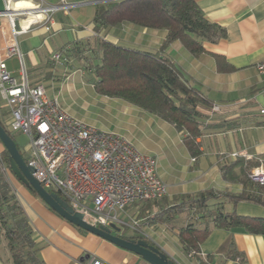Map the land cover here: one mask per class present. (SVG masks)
Wrapping results in <instances>:
<instances>
[{"label": "crops", "instance_id": "0c3cea01", "mask_svg": "<svg viewBox=\"0 0 264 264\" xmlns=\"http://www.w3.org/2000/svg\"><path fill=\"white\" fill-rule=\"evenodd\" d=\"M45 1L50 4L61 2ZM65 1L75 3V9L55 13L49 31L44 23H38L21 34L18 41L24 54L23 62L18 56H12L6 59V63L18 79L22 78L24 67L32 83L43 84L49 97H57L68 112L94 125L85 115L75 111L74 104L83 96L99 93L93 84L86 82L87 72L79 67L77 59L74 56L66 58V52L73 43L93 40L96 36L94 16L99 0ZM197 1L209 20L226 29V36L216 42H205L206 52L200 55L192 54L178 40L165 49V53L204 94L220 106V111L216 112L212 107H199L208 115L207 125L220 126L205 128L198 139L201 154L195 157L196 160H192L194 156L183 142L182 134L172 124L126 101L102 96L110 99L107 101L110 107L117 106L121 122L144 138V143L140 144L131 135L122 133L140 151L156 156L157 162L159 160L158 174L169 188L168 195L161 199L164 200L162 203L160 200L148 201L133 208V214L141 220L144 237L174 258L176 264H264V233H250L243 227L211 225V231L202 242L200 252L189 254L184 249L179 234L182 227L192 222L191 215L185 210L168 219L169 208L181 201L185 194L207 189L242 192L241 183L228 181L222 176V165L244 157L260 164L264 162V73H260L256 66L264 60V0ZM5 8V0H0V11ZM117 31L119 26L113 25L104 28L101 34L112 42L128 44L119 41V37H109ZM153 31L161 33V40L158 45H144V49H160L166 37L165 29L144 27V33ZM11 33L8 17L0 16V48L5 45ZM59 52L62 57L54 59V55ZM215 54L224 57L221 69ZM226 66L230 68H225ZM3 111L8 113L0 105V112ZM4 149L0 140V153ZM233 152L239 154L233 157ZM173 158L177 169L171 171L162 165V161L168 164ZM6 177L30 219L41 246L40 255L46 264H91L94 257L108 264H151L139 254L84 231L62 217L40 196L34 194L11 169ZM227 206L232 208L231 204ZM236 212L240 215L264 217V206L240 201L236 205ZM185 213L184 222L177 223ZM193 222L204 226L203 220L194 219ZM126 231L123 229L122 233L127 237L143 235L134 230ZM230 240L234 247L222 250V245ZM232 249L241 254V260L240 257H233ZM0 264H13L7 243L2 239Z\"/></svg>", "mask_w": 264, "mask_h": 264}, {"label": "trees", "instance_id": "16d2710c", "mask_svg": "<svg viewBox=\"0 0 264 264\" xmlns=\"http://www.w3.org/2000/svg\"><path fill=\"white\" fill-rule=\"evenodd\" d=\"M94 22V39L73 43L66 52V58L74 56L77 59L79 67L87 72L96 92L121 99L159 116L182 134V140L192 156L200 155L201 143L198 139L205 128L219 127L220 124L207 125L208 115L199 107H212L214 103L165 53V49L178 40L192 54L200 55L206 52L204 43L216 42L225 37L226 29L207 18L197 0L107 1L98 4ZM123 22L165 29L167 34L160 49L148 50L112 42L101 34L104 28ZM58 54L62 57V53ZM214 56L220 69L223 68L224 57L218 54ZM225 68L229 69L230 66ZM5 114V111L0 112V122L16 141L13 131L6 123ZM18 147L27 160V154L19 144ZM0 157L10 168L6 148L0 153ZM257 165L260 163L244 157L220 167L226 180L243 185L242 192L207 189L185 194L181 201L169 208L168 219L185 210L191 215L192 222L182 227L179 234L187 253L200 252L202 242L211 231V225L243 227L250 233H264V217L240 215L236 212V205L240 201L264 206V184L252 181L248 175ZM31 191L39 196L33 189ZM227 204H231L232 208H228ZM194 219L203 220L204 226L197 225L193 222ZM0 232L7 241L13 264H46L40 255L41 246L30 219L1 168ZM233 244L230 240L221 249L234 247ZM232 252L234 258L242 259L235 249Z\"/></svg>", "mask_w": 264, "mask_h": 264}, {"label": "built area", "instance_id": "2783aa9c", "mask_svg": "<svg viewBox=\"0 0 264 264\" xmlns=\"http://www.w3.org/2000/svg\"><path fill=\"white\" fill-rule=\"evenodd\" d=\"M14 1L5 0L6 8L0 11V16L8 17L12 29L0 48V105L8 111L9 129L21 131L29 138L26 161L33 175L46 189L60 193L90 224H116L144 236L140 218L130 211L136 204L159 201L169 192L158 174L156 157L140 151L124 136L72 115L57 97L47 95L43 84L32 83L24 67L23 76L18 79L6 63L12 56L23 62L18 41L21 34L38 23H44L49 31L53 15L76 4L32 0L36 8L15 10ZM38 14L41 16L23 24L24 18ZM60 58V54L54 55V59ZM256 66L264 73V60ZM212 110L220 111V106L213 104ZM238 154L233 152L231 156ZM0 168L5 174L10 170L1 157ZM248 175L252 181L264 184V162L253 167ZM91 264L108 263L94 257Z\"/></svg>", "mask_w": 264, "mask_h": 264}, {"label": "water", "instance_id": "95a60500", "mask_svg": "<svg viewBox=\"0 0 264 264\" xmlns=\"http://www.w3.org/2000/svg\"><path fill=\"white\" fill-rule=\"evenodd\" d=\"M106 1V0H99ZM0 140L9 152V165L12 172L30 189L38 193L48 206L76 226L99 235L120 247L131 250L151 264H176L162 248L151 243L144 236H125L123 227L112 224L111 227L96 226L85 220L83 213L76 211L58 192L46 189L33 175V169L22 155L17 142L0 122Z\"/></svg>", "mask_w": 264, "mask_h": 264}, {"label": "rangeland", "instance_id": "374dc122", "mask_svg": "<svg viewBox=\"0 0 264 264\" xmlns=\"http://www.w3.org/2000/svg\"><path fill=\"white\" fill-rule=\"evenodd\" d=\"M107 1H113V0H106V1H98V4L105 3ZM72 3V2H70ZM72 9H75L73 7ZM70 9V10H72ZM70 10H66L67 12ZM119 26V31L117 33H112L109 37L117 38L119 37V41L128 43L130 45L138 46L141 48H144V45L147 47L149 44L151 45H158L157 43L161 40V33L157 31H153L152 33L147 32L144 33V27H141L139 25H136L131 22H123V24H117ZM148 44V45H146ZM154 47V46H150ZM154 49V48H151ZM87 73H86V82L90 83L89 79L87 78ZM85 77V76H84ZM84 97V96H83ZM80 98L77 100V102L74 104L75 106V111L78 114L85 115L87 117V120L94 125H98V128L106 129L109 131L116 132L120 135L122 133L126 135H131L132 137L135 138L137 143H144V138L139 135L138 132H135L131 128H128L126 125H124L121 120L119 119L118 111H117V106L110 107L109 103L107 101H110L108 98H104L101 94L97 95H86L84 98ZM76 100V99H75ZM81 100V101H80ZM115 105V103H113ZM120 105V104H116ZM8 117V113L5 114V120ZM13 134L16 138L17 143L19 144L20 148L24 153H28V143H29V138L28 136L21 132V131H13ZM156 157V156H155ZM159 162V160H158ZM157 162V163H158ZM162 165L165 167L170 168L171 171L174 169H177V163L176 160L173 158L170 160L168 164L166 162L162 161ZM165 198V197H164ZM164 200H160V203H162ZM144 203V202H142ZM159 203V204H160ZM137 206L140 204H136ZM135 206V205H134ZM133 206V207H134ZM131 207L130 210L133 208ZM134 210H131L130 213L133 214ZM135 212V211H134ZM186 216V213L180 218L181 220H177V223H181L183 221V218ZM139 218V217H138ZM184 222V221H183ZM124 231L127 230L131 231L132 229L129 227H123ZM0 239H2L5 243H7L6 239L3 238V233L0 232Z\"/></svg>", "mask_w": 264, "mask_h": 264}, {"label": "bare ground", "instance_id": "6f19581e", "mask_svg": "<svg viewBox=\"0 0 264 264\" xmlns=\"http://www.w3.org/2000/svg\"><path fill=\"white\" fill-rule=\"evenodd\" d=\"M13 6L15 8V10H20L22 8H28V9H31V8H36L37 5L35 4L34 1L32 0H15L13 2ZM41 15L38 14V15H31L30 17L28 18H24L23 19V24L24 25H28L31 21H33L34 19L40 17Z\"/></svg>", "mask_w": 264, "mask_h": 264}]
</instances>
